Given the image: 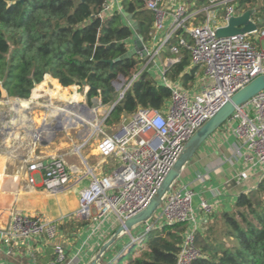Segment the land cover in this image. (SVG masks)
<instances>
[{
    "label": "built area",
    "instance_id": "2783aa9c",
    "mask_svg": "<svg viewBox=\"0 0 264 264\" xmlns=\"http://www.w3.org/2000/svg\"><path fill=\"white\" fill-rule=\"evenodd\" d=\"M110 2L120 5V0H108L104 7L105 14L112 13ZM233 2L210 0L207 6L195 9L194 4L190 7L185 2L169 8L164 0L145 1L146 7L154 14L153 32L148 42L162 31L165 30V33L155 46L150 48L148 42L144 44L147 61L140 71L148 68L154 73V69L157 70L158 82L171 91V97L161 110L138 108L134 114L123 118L110 134L100 128L107 117V112L104 114L98 127L101 134L96 146L98 156L102 159L119 158L120 166L107 176L93 178L80 191L78 208L73 215L78 220L91 222L94 225L93 233L101 222L111 216L120 225L142 211L156 195L188 140L236 92L264 74V49L261 45L264 29L222 38L216 34L230 18L241 15ZM167 21L170 23L166 29ZM179 31L188 35L190 44L182 35H177ZM173 37L177 42L168 46L172 57L161 61L165 46ZM180 48L189 50L191 66L202 69L200 88L187 91L179 83L165 78V72L178 62ZM137 75L127 84L120 81L119 92L123 91L124 94ZM229 120L235 123L232 130L236 139L234 147L242 161V169L232 179L236 182L246 179L254 169L261 173L260 180L264 179V90L236 107ZM27 171L41 173L42 188L50 194L60 192L69 182V169L59 156L46 164L34 162ZM28 182L33 184V178L29 176ZM194 197L195 192L188 186L174 188L173 185L162 199L160 215L155 218V212L149 219L155 222L145 225L138 236L128 234L130 242H140L145 234L163 224L186 223L175 264H191L199 257V251L194 246L199 225L205 224L207 216L216 208V204L202 199L195 207ZM159 220L163 222L158 224ZM59 237L58 222L11 213L7 226L0 229V252L2 245L8 248V253L25 246V254L36 261V251L27 242L38 239L52 244L46 264H74L80 251L67 257L64 246L56 242Z\"/></svg>",
    "mask_w": 264,
    "mask_h": 264
},
{
    "label": "trees",
    "instance_id": "16d2710c",
    "mask_svg": "<svg viewBox=\"0 0 264 264\" xmlns=\"http://www.w3.org/2000/svg\"><path fill=\"white\" fill-rule=\"evenodd\" d=\"M145 1L120 0L119 11L105 14L108 0H0V98L5 91L9 98L28 99L34 83L48 75L58 81L49 82L56 90L82 87L85 82L88 107L98 98L100 107L109 110L119 94L113 83L122 77L127 84L138 74L103 126L119 125L138 108L161 110L170 100L171 91L148 68L140 71L146 57L135 55L112 66L107 63L123 56L132 43L133 30L123 13L137 22L144 44L151 39L154 14ZM209 1L195 0L194 7L200 9ZM263 2L234 0L233 4L241 15L251 12L250 20L256 28L264 29ZM177 35L191 43L183 31ZM176 42L175 37L168 41L163 56L172 57L168 46ZM177 57L178 62L165 72V78L191 90L199 68L191 66L186 48H180ZM88 224L79 220L76 225L83 228ZM69 227L63 226L65 230ZM186 227L183 222L163 224L115 254L108 250L98 264H175ZM139 243V252L134 254ZM194 246L199 257L191 264H264V179L255 190L239 194L230 210L208 215L195 235Z\"/></svg>",
    "mask_w": 264,
    "mask_h": 264
},
{
    "label": "crops",
    "instance_id": "0c3cea01",
    "mask_svg": "<svg viewBox=\"0 0 264 264\" xmlns=\"http://www.w3.org/2000/svg\"><path fill=\"white\" fill-rule=\"evenodd\" d=\"M164 2L165 6L169 8L182 2L191 7L195 0L189 2L187 0H164ZM119 7L120 5L111 4L110 10L112 12L119 11ZM169 23V21L166 22V29ZM164 33L165 30L154 40L148 42L147 46L150 48L155 46ZM130 47H132V43ZM166 57L162 54L161 61ZM198 72L200 74H197L195 89L202 86L203 71L199 68ZM152 74L156 78L157 70L154 69ZM51 79L55 80L45 75L37 87L33 88L35 91L30 94L28 99L9 98L6 92L2 91L0 98V229L7 226L11 213L56 221L60 225V237L56 242L64 246L66 256L70 258L79 250V257L74 264H87L106 242L103 240L111 237L118 223L111 216L101 222L93 233L94 225L89 222L87 226L78 228L76 224L79 220L73 218V215L78 208L80 191L87 187L93 178L106 176L105 167L113 169L114 159H102L98 154L93 159L92 156V152L97 150L96 146L101 135L98 130L100 122L95 120L99 111L97 110L98 106L100 108L99 99L92 100V107H88L90 110L83 111L81 109L85 120H81L75 125H61L59 124L60 119L56 122L54 118L59 116V113L56 112L61 110L55 104L62 100L51 98L49 94L44 93V89L42 92L37 90L43 80H46L45 84H47ZM48 87L52 88L53 86L48 84ZM83 88L86 97L87 88ZM64 89L67 88L61 87V92ZM78 89L79 86H76L75 91L77 92ZM70 91L72 92V90ZM80 102L82 103V101ZM95 102L97 106H93ZM60 106H64L62 108L64 111L67 104ZM90 113H92L91 117H89ZM68 115L77 118L76 114L68 113ZM44 119L45 121H43ZM56 123L60 125L57 130L54 129ZM234 125L235 123L231 120L225 122L201 145L180 173L178 181H181V186H188L195 192L193 201L195 207L202 199L216 204L215 213L230 210L239 194H247L255 190L260 182L261 173L256 169L250 171L246 179L237 182L232 179L242 169L241 158L234 147L236 143L232 134ZM115 127H112L111 131ZM71 131L76 134L75 140ZM79 139L81 144L72 146L74 156H78L79 161L75 159L73 163L72 160L70 163L68 147L77 143ZM84 148L87 149L85 154L82 153ZM58 156L65 160L69 169V182L60 192L50 194L42 188L41 173H28L27 168L34 162L46 164ZM29 176L33 178V184H29ZM199 218H202L200 214ZM72 219L74 222L71 221ZM65 224L72 227L65 230L63 228ZM202 226L199 225L198 232L201 231ZM123 236L109 249L112 254L123 247L125 243ZM27 243L36 251V261H32L25 254V246L15 248L13 252L8 253V248L2 245L0 264H46L52 252V244L38 239Z\"/></svg>",
    "mask_w": 264,
    "mask_h": 264
},
{
    "label": "water",
    "instance_id": "95a60500",
    "mask_svg": "<svg viewBox=\"0 0 264 264\" xmlns=\"http://www.w3.org/2000/svg\"><path fill=\"white\" fill-rule=\"evenodd\" d=\"M84 1V0H82ZM128 25L133 30V38H132V47L121 57L116 59L115 61H107V63L112 66L115 62L121 61L124 59L131 58L135 55H139L140 57H145L146 50L144 46V42L142 36L140 34L138 24L134 20H132L131 15L127 13L122 14ZM251 12H246L243 15L238 17H232L228 20L226 26L220 27L216 34L218 37H229L236 34L256 31L257 28L254 23L250 20ZM244 22H247L249 25L247 28L242 29L241 27L244 25ZM238 28L240 30H238ZM123 81L122 77H119L118 81L113 83L115 89L119 92L121 87V82ZM34 85H37L34 83ZM81 86L86 87V83L82 82ZM264 90V74H261L254 78L249 84L243 87L241 90L236 92L232 98L227 101L219 111L207 122H205L197 132L188 140L185 145V148L174 164L173 168L168 172L160 187L158 188L156 195L150 200L147 206L137 213L136 215L127 219L123 224L117 226L114 230L111 237L102 244L99 248L98 252L94 256V258L87 264H98L99 260L102 256L107 252L116 242L125 234H130L131 230L136 226L149 221V219L153 216V214L159 209L163 197L170 191V188L174 185V183L178 180L180 173L184 166L190 161L193 155L198 151L201 145L216 131L218 130L225 122L229 120V118L233 115L236 107H239L245 103H247L250 99L255 97L261 91ZM123 95V91L119 92L118 98L112 107L107 111V115L113 109V107L119 102L120 98ZM81 109L83 111L90 110L88 106L81 104ZM71 110V109H70ZM60 116L54 118V121L58 122ZM102 121V120H101ZM102 122L99 124V126ZM98 126V127H99ZM60 125L56 123L54 129H59Z\"/></svg>",
    "mask_w": 264,
    "mask_h": 264
},
{
    "label": "rangeland",
    "instance_id": "374dc122",
    "mask_svg": "<svg viewBox=\"0 0 264 264\" xmlns=\"http://www.w3.org/2000/svg\"><path fill=\"white\" fill-rule=\"evenodd\" d=\"M189 1H194V0H187V2H189ZM264 3V2H263ZM248 23L247 22H244V25L241 27L242 29H245V28H247L248 27ZM259 29V28H258ZM238 30H240L239 28H238ZM261 45L263 46V49H264V41H262V43H261ZM131 48V47H130ZM129 48V49H130ZM158 80H159V77H158V73H157V77H156ZM51 80H49V82H50ZM49 82L47 83V84H45V83H43V81H42V83H43V85H42V83L41 84H39L38 86L40 87H44V89L45 90H47L49 87H48V84H49ZM76 87V86H75ZM68 89V88H67ZM65 90V89H64ZM63 90V91H64ZM34 91H35V89H34ZM59 91H61V90H59ZM70 93H72L71 91H70ZM77 93L78 94H80L81 95V101H82V103L79 101L78 102V105H81V104H85V105H87V102H86V97H85V94H84V88L83 87H79V89L77 90ZM48 94V93H47ZM52 98V97H51ZM93 100V99H92ZM58 103L57 104H55L59 109H62L64 106H60L61 104H67L66 102H64V101H57ZM80 103V104H79ZM68 105V104H67ZM88 106V105H87ZM93 106H97V104H96V102H95V104H93ZM97 110H99L98 112H97V116H96V118H95V120H96V122H101V120L103 119V117H104V114L107 112V110L108 109H106V108H99V106H98V109ZM70 112H69V114H71V113H73V114H78V115H76V123H79V122H81V120H85V118H84V116L82 115V113L79 115V113H75L74 111H71V110H69ZM73 118V117H72ZM100 128L102 129V130H104V131H106L107 133H111L112 131H111V129H112V127L111 128H106V127H104L103 126V124L100 126ZM111 131V132H110ZM71 133V135H72V137L74 138V140L76 139V134L74 133V131H71L70 132ZM63 136V135H62ZM81 144V140L79 139V140H77V143H73L72 145H69V147H68V153H70V154H68V160L70 161V163H71V160H72V163L75 161V159L77 160V161H79L78 160V156H74L75 154H74V152H73V145L74 146H76V145H80ZM85 150H87L86 148H84L83 150H82V153L83 154H85ZM72 154V155H71ZM97 154H98V152H97V150L96 151H94V152H92V156L94 157L93 159H95L96 157H97ZM120 160H119V158H115L114 160H113V163H114V168L113 169H109V167L107 166V167H105L106 168V170L104 171L105 172V174H106V176L107 175H109V174H111L114 170H116L119 166H120V162H119ZM83 167V166H82ZM83 169V168H82ZM90 181V180H89ZM179 186H181V181H176V183L174 184V188H178ZM160 213H161V208H159L157 211H156V213H155V218H157L159 215H160ZM153 222H155V220L154 219H152V221H149L148 223H142V224H140V225H138V226H136L135 228H133L132 230H131V234H132V236L133 237H135V236H138L140 233H142L143 231H144V228H145V225H147V224H152ZM163 222V220H159V221H157V223L159 224V223H162ZM90 224H91V222H90ZM196 235V234H195ZM124 240H125V243H124V245H123V247H127V246H130L132 243L130 242V236L128 235V234H125L124 236ZM110 238V237H109ZM109 238H106L107 240L109 239ZM69 239V238H68ZM107 240H103L104 242L105 241H107ZM71 242H74V241H71ZM136 243H138V242H136ZM71 244V243H70ZM123 244V243H122ZM140 244V243H139ZM138 246V247H137ZM140 246H141V244L140 245H136V248H135V251H134V254H137L138 252H139V249H140ZM122 247V248H123ZM122 248H119L118 250H116V252L117 251H119V250H123Z\"/></svg>",
    "mask_w": 264,
    "mask_h": 264
},
{
    "label": "bare ground",
    "instance_id": "6f19581e",
    "mask_svg": "<svg viewBox=\"0 0 264 264\" xmlns=\"http://www.w3.org/2000/svg\"><path fill=\"white\" fill-rule=\"evenodd\" d=\"M43 89H44V87L40 86L37 90L39 92H42ZM69 90H72V93H70ZM44 93H48L50 95V97L58 98L59 100H62V101L66 102L68 104L67 107L64 109V111H63V109H61V110H58L56 112V113H59V116H60L59 117V119H60L59 124H61V125L67 124L68 126L72 125V124L73 125L77 124L76 123V119L72 118V117H70L68 115V113L70 112L69 111L70 109H71V111H74L75 113L78 111L77 113H79V115L81 113L83 114V112L81 110V107L78 105V102L81 101L82 97H81L80 94H78L75 91V87L74 86H71V87H69L68 89H65L62 92L50 87L47 90H45ZM76 115H78V114H76ZM91 116H92V113H90L89 117H91Z\"/></svg>",
    "mask_w": 264,
    "mask_h": 264
}]
</instances>
